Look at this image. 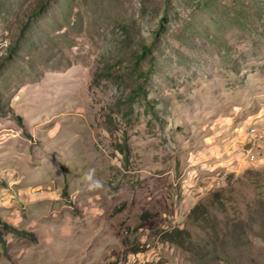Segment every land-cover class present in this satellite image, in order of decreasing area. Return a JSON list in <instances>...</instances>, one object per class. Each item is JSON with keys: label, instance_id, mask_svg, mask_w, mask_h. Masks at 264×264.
<instances>
[{"label": "rangeland", "instance_id": "obj_1", "mask_svg": "<svg viewBox=\"0 0 264 264\" xmlns=\"http://www.w3.org/2000/svg\"><path fill=\"white\" fill-rule=\"evenodd\" d=\"M44 1L0 0V264H264V0Z\"/></svg>", "mask_w": 264, "mask_h": 264}, {"label": "trees", "instance_id": "obj_2", "mask_svg": "<svg viewBox=\"0 0 264 264\" xmlns=\"http://www.w3.org/2000/svg\"><path fill=\"white\" fill-rule=\"evenodd\" d=\"M47 1L48 0H45L44 2H41L40 4L37 5V7H39V9H42L44 8L46 5H47ZM41 10H39L40 12ZM147 51L145 50L144 48V51L142 52V54L137 57V61H139L146 53ZM199 217V218H202L203 219V224L205 225H210V211L204 207V205L202 204H197L196 206H194L191 211H190V217L193 218V217ZM25 233V232H23ZM30 237H33L32 234H29ZM162 238L164 240H167V241H172V242H176L177 244L181 245L182 247L188 249V246H189V242L188 241V238H187V235H186V231L184 230H181V229H174L172 231H168V232H165L164 235L162 236Z\"/></svg>", "mask_w": 264, "mask_h": 264}, {"label": "built area", "instance_id": "obj_3", "mask_svg": "<svg viewBox=\"0 0 264 264\" xmlns=\"http://www.w3.org/2000/svg\"><path fill=\"white\" fill-rule=\"evenodd\" d=\"M241 146L244 158L248 161H256L264 157V123L250 127L245 133Z\"/></svg>", "mask_w": 264, "mask_h": 264}, {"label": "clouds", "instance_id": "obj_4", "mask_svg": "<svg viewBox=\"0 0 264 264\" xmlns=\"http://www.w3.org/2000/svg\"><path fill=\"white\" fill-rule=\"evenodd\" d=\"M248 147V146H247ZM246 146H245V148H247Z\"/></svg>", "mask_w": 264, "mask_h": 264}, {"label": "water", "instance_id": "obj_5", "mask_svg": "<svg viewBox=\"0 0 264 264\" xmlns=\"http://www.w3.org/2000/svg\"><path fill=\"white\" fill-rule=\"evenodd\" d=\"M247 147V146H246Z\"/></svg>", "mask_w": 264, "mask_h": 264}]
</instances>
